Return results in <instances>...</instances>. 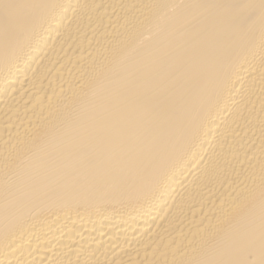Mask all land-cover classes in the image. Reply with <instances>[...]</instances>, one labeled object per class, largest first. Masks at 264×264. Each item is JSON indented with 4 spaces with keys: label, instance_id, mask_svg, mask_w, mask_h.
Masks as SVG:
<instances>
[{
    "label": "bare ground",
    "instance_id": "obj_1",
    "mask_svg": "<svg viewBox=\"0 0 264 264\" xmlns=\"http://www.w3.org/2000/svg\"><path fill=\"white\" fill-rule=\"evenodd\" d=\"M0 264H264V0H0Z\"/></svg>",
    "mask_w": 264,
    "mask_h": 264
}]
</instances>
